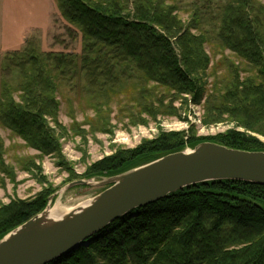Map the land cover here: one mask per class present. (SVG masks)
Returning a JSON list of instances; mask_svg holds the SVG:
<instances>
[{
	"label": "trees",
	"instance_id": "trees-1",
	"mask_svg": "<svg viewBox=\"0 0 264 264\" xmlns=\"http://www.w3.org/2000/svg\"><path fill=\"white\" fill-rule=\"evenodd\" d=\"M54 1L62 19L87 42L79 71L86 72L89 83H97L93 75L108 69V58L132 66L146 83L199 105L208 67L204 16L217 24L218 46L249 68L244 79L235 75L223 84L218 100L208 97L204 119L209 125L225 116L245 132L231 130L209 140L163 133L96 162L87 171L89 178L113 177L203 142L264 152L260 141L249 135L264 137V0H220L217 7L213 0H191L186 23L178 17L175 0ZM73 59L72 54L40 53L32 47L8 64L17 72V87L8 81L0 85V124L62 165L59 139L49 126L56 124L59 108L54 71L75 74ZM51 194L45 190L32 201L1 206L0 240L42 212ZM49 264H264V187L223 181L186 188L121 217Z\"/></svg>",
	"mask_w": 264,
	"mask_h": 264
},
{
	"label": "rangeland",
	"instance_id": "rangeland-1",
	"mask_svg": "<svg viewBox=\"0 0 264 264\" xmlns=\"http://www.w3.org/2000/svg\"><path fill=\"white\" fill-rule=\"evenodd\" d=\"M219 1L213 0L212 4L217 7ZM190 3L191 0L174 2L183 23L191 17ZM211 14L215 17L216 13L213 10ZM214 24L204 16L201 29L207 38L204 50L208 67L201 85L205 94L201 103L194 105L188 96H178L146 83L132 66L108 58L106 65L111 72L104 66V70L98 71L101 76H92L98 82L89 83L86 72L79 71L86 41L78 28L62 19L54 0H0V85L8 81L13 88L17 87V72L8 64L32 47L40 53L72 54L77 65L75 74L54 71L59 108L56 124L49 126L59 139L63 165L55 156H43L26 146L0 124V207L16 201H32L45 190L53 192L51 197L70 182L96 179L87 176L90 166L119 149H134L163 133H183L186 139L209 140L231 130L245 132L225 116L220 123L204 124L208 97L210 101L218 100L223 84L235 75L242 80L249 71L235 55L218 46L214 34L217 24ZM149 104L152 108L146 106ZM249 135L264 146V137ZM103 190L74 188L58 196L51 207L55 206L58 214L64 213Z\"/></svg>",
	"mask_w": 264,
	"mask_h": 264
},
{
	"label": "water",
	"instance_id": "water-1",
	"mask_svg": "<svg viewBox=\"0 0 264 264\" xmlns=\"http://www.w3.org/2000/svg\"><path fill=\"white\" fill-rule=\"evenodd\" d=\"M223 181L264 187V152L203 142L113 177L70 182L48 198L42 212L0 240V264H49L137 209L192 186ZM78 187L104 190L56 213L52 202Z\"/></svg>",
	"mask_w": 264,
	"mask_h": 264
}]
</instances>
